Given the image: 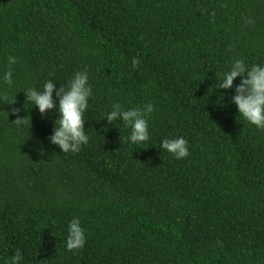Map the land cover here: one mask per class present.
I'll list each match as a JSON object with an SVG mask.
<instances>
[{"label": "trees", "instance_id": "trees-1", "mask_svg": "<svg viewBox=\"0 0 264 264\" xmlns=\"http://www.w3.org/2000/svg\"><path fill=\"white\" fill-rule=\"evenodd\" d=\"M233 59L264 64V0H0V264H264V131L215 85ZM77 71L90 140L64 154L23 91ZM115 102L153 104L147 143L104 120ZM177 136L186 159L160 148Z\"/></svg>", "mask_w": 264, "mask_h": 264}, {"label": "clouds", "instance_id": "clouds-1", "mask_svg": "<svg viewBox=\"0 0 264 264\" xmlns=\"http://www.w3.org/2000/svg\"><path fill=\"white\" fill-rule=\"evenodd\" d=\"M16 62L15 57L8 58L9 65H14ZM138 64L139 61L134 59L133 65ZM238 78L240 83L236 84ZM3 81L9 86L12 85L11 70L4 74ZM217 84L216 89L234 91L231 102L237 107L239 117L258 130L264 131V64L249 65L244 59H233L228 69L223 72L222 78H218L215 85ZM23 92L26 96V105L37 108L41 116H46L52 111L58 112L49 141L62 153H78L89 143L90 138L85 131V114L89 110L93 89L87 71H77L68 80L66 86H61L59 89L56 83L49 80L44 84L43 90L28 88ZM223 99L224 97L221 96V101ZM154 111L152 103L126 110L119 102H115L111 110L104 114V120L114 127L117 123L128 127L129 142L140 146L150 140L148 116ZM16 113L18 110H15L14 114ZM24 120L18 118L15 123L20 124ZM160 148L176 160L186 159L190 155L188 141L183 136L162 139ZM65 243L67 250L71 252H78L85 247L87 237L78 217L68 224ZM23 259L21 250L17 249L8 264H22Z\"/></svg>", "mask_w": 264, "mask_h": 264}]
</instances>
